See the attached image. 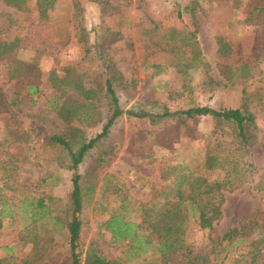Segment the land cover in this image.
I'll return each instance as SVG.
<instances>
[{
    "label": "rangeland",
    "instance_id": "1",
    "mask_svg": "<svg viewBox=\"0 0 264 264\" xmlns=\"http://www.w3.org/2000/svg\"><path fill=\"white\" fill-rule=\"evenodd\" d=\"M96 1L54 0L40 17L34 0H24V10L0 0V41L14 40L0 56V264H67L62 221L71 170L49 138L73 128L91 137L107 113L97 92L90 98L92 122H64L55 114L53 97L85 104L89 100L72 90V84L57 94L52 81L77 80L83 90H99L107 62L119 77L114 88L122 113L76 166L83 191L81 259L90 244L107 261L161 264L156 253L134 256L127 241H112L105 219L119 213L138 222L139 207L164 185L162 173L168 166L187 163L206 179L217 177L216 171L198 165L229 136L213 118L149 122L125 111L154 115L190 104L244 106L254 116L249 130L253 138L243 156L250 164L246 179L222 191L220 216L209 231L189 222L184 243L191 254L217 253L210 242L241 217L252 215L264 223V36H258V27L244 24L245 0ZM191 30L201 58L192 64L186 38ZM215 36L223 39L228 53H216ZM17 60L26 74L8 79L7 68ZM29 84L36 85V92H26ZM87 183L93 190H86ZM260 250L264 259V245ZM167 259L178 264L183 256Z\"/></svg>",
    "mask_w": 264,
    "mask_h": 264
},
{
    "label": "trees",
    "instance_id": "2",
    "mask_svg": "<svg viewBox=\"0 0 264 264\" xmlns=\"http://www.w3.org/2000/svg\"><path fill=\"white\" fill-rule=\"evenodd\" d=\"M2 1L16 10L25 8L24 0ZM53 1L34 0L40 17L44 16ZM182 7L184 10H189L188 5ZM242 12L244 24L258 27V36H264V0H245ZM194 33V30H191L186 37L190 47V64L201 60ZM214 43L217 54L228 53V47L220 36L214 37ZM7 45L13 46L14 40L9 43L0 41V56L7 51ZM23 65L22 61L17 60L14 67L7 68V78H23L26 74ZM104 69V77L99 90H83L77 80L53 78L52 81L57 94H61L72 84V90L81 93L85 99L89 100L85 104L81 101L53 97L51 100L56 103L55 114L64 122L71 120L86 124L92 122L94 117L90 112V107H93L90 98H94L97 92H100L104 99L107 113L100 130L91 137H84L80 131L73 128L66 135H52L49 138L61 148L65 156L64 164L71 170V188L68 192L67 206L63 209L64 220L62 221L67 233V264H119L116 261H107L99 257L90 244L85 248L81 259V249L78 245L83 191L80 175L75 171L76 166L107 135L112 122L122 113L114 88V82L119 77L110 62L104 64ZM228 80V84L231 85L233 80L230 78ZM208 81L217 85L209 78ZM36 90V85H26V92L33 93ZM125 113L130 116L146 117L149 122H155L161 118L183 120L195 116H209L218 125L224 126L229 136L225 141H218L214 148L206 152L198 161V165L204 170L216 171L217 177L206 179L187 163V165L176 163L166 167L162 173L163 177L166 176L163 178L164 185L150 201L139 207L138 222L124 219L119 213H110L107 216L103 225L111 240L114 242L127 241L129 250L134 256L146 252L156 253L159 260H162L161 264H177L167 259L175 255L183 256V261L178 264H264L263 257H260V247L264 245V223H258L252 215L241 217L234 228L225 229L215 237L214 241L210 242V246L217 253L212 250L210 254L208 252L191 254L184 243V234L189 222H193L199 230L209 231L220 216L222 191L234 189L245 181L250 164L243 160V156L247 152V143L253 138V135L249 133L254 123L253 114L244 106L210 107L199 104H190L184 109L173 111L162 109L160 113L154 115L132 111H125ZM104 153H106L104 150L99 151V154ZM99 154L96 156V161H100L101 155ZM84 187L88 191L93 190L92 184L87 183ZM254 188L257 191L260 189L259 185ZM37 202L40 204V201Z\"/></svg>",
    "mask_w": 264,
    "mask_h": 264
}]
</instances>
